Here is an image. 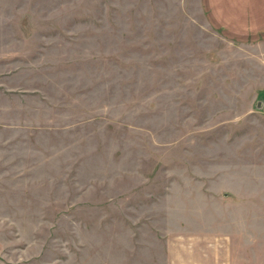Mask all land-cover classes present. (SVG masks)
<instances>
[{
    "label": "rangeland",
    "instance_id": "rangeland-1",
    "mask_svg": "<svg viewBox=\"0 0 264 264\" xmlns=\"http://www.w3.org/2000/svg\"><path fill=\"white\" fill-rule=\"evenodd\" d=\"M0 264H264V0H0Z\"/></svg>",
    "mask_w": 264,
    "mask_h": 264
}]
</instances>
